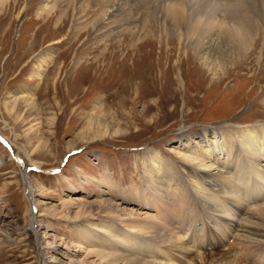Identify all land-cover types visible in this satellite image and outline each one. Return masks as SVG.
I'll return each instance as SVG.
<instances>
[{
  "label": "rangeland",
  "instance_id": "374dc122",
  "mask_svg": "<svg viewBox=\"0 0 264 264\" xmlns=\"http://www.w3.org/2000/svg\"><path fill=\"white\" fill-rule=\"evenodd\" d=\"M35 1L0 12V264H104L88 252L81 229L95 233L93 224L109 219L107 213L97 204L84 210L79 204L99 199L111 181L116 202L125 198L126 209L141 218L152 213L133 195L144 184V154L183 170L188 163L170 149L181 146L184 131L224 129L234 138L228 124L264 123V67L245 61L210 83L190 59L181 68L183 89L177 51L168 69L167 49L159 51L152 36L135 41L125 35L120 42V33H80L72 16L62 29L56 17L39 18L46 0ZM65 3L58 0V8ZM47 52L51 56L41 63ZM22 96L35 100L33 113L23 104L15 106L18 115L8 112L5 102ZM90 116L102 123L94 118L88 126Z\"/></svg>",
  "mask_w": 264,
  "mask_h": 264
},
{
  "label": "bare ground",
  "instance_id": "6f19581e",
  "mask_svg": "<svg viewBox=\"0 0 264 264\" xmlns=\"http://www.w3.org/2000/svg\"><path fill=\"white\" fill-rule=\"evenodd\" d=\"M20 1L0 0V12L10 11ZM65 1L59 9L58 0H46L38 10L35 8L37 15L46 20L56 17V24L62 29L72 16L73 28L80 33H120V42L125 35L135 41L152 36L159 51L167 49L168 69L170 58L177 51L174 63L180 68L177 78L183 89L181 68L190 59L203 67L205 80L210 83L216 78H228L230 71L245 61L264 67V0ZM145 41L138 45L132 42L131 46L136 45L133 51L152 43ZM42 56L41 63L51 53ZM156 66L160 67L159 62ZM168 69L160 76H165ZM22 104L26 113H33L36 104L32 98L7 100L4 106L18 115L15 106ZM94 118L102 123L100 117L90 116L88 126L95 122ZM227 127L238 135L233 138L224 129L179 134L181 146L170 152L188 163L183 170L157 154H144V184L133 191L141 207L153 209L152 213L145 212L143 218L126 209L124 204L129 203L125 198L115 201L119 197L114 196L111 181L107 182L109 191L99 199L80 203L82 210L97 204L102 213H107L103 217L109 218L93 224L96 234L81 229L83 236L89 237L88 252L104 264H264V123ZM4 165L0 159V167ZM29 231L36 233L32 225Z\"/></svg>",
  "mask_w": 264,
  "mask_h": 264
}]
</instances>
